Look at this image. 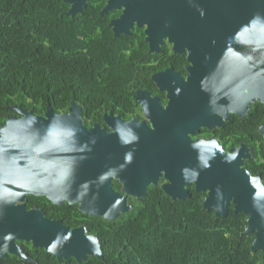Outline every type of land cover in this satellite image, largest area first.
<instances>
[{
  "label": "water",
  "instance_id": "1",
  "mask_svg": "<svg viewBox=\"0 0 264 264\" xmlns=\"http://www.w3.org/2000/svg\"><path fill=\"white\" fill-rule=\"evenodd\" d=\"M64 1L70 3L65 14L71 16L80 12L85 2ZM180 1L189 5L178 8L175 5ZM236 1L231 10L222 0H157V14L150 15L156 27L150 31L157 39L166 36L169 40H191L188 48L193 68L184 88L205 98L208 91L212 94L213 90L228 87L225 96L231 100L237 97L241 113L245 114L250 103H264V0ZM198 7L205 10L203 19ZM257 13L259 18L253 19ZM173 28L182 37L175 35ZM182 98L185 103L187 98ZM15 108L21 117H11L0 127V258L13 254L36 262L17 242L21 240L58 258L74 257L80 262L90 255L101 259L98 236L89 233L84 225L70 227L61 219L44 216L38 208L27 209L23 201L28 192L40 186L32 183L33 178L40 176L44 182H38L43 187L37 192L45 194L52 203H76L84 214L107 220L118 218L129 210L128 191L125 189L124 196L114 192L110 186L112 176L124 178L129 186L144 178L138 165L125 162L128 148L123 141L134 134L127 132L122 134L123 139H114L99 123L86 125L81 106L73 100L62 112L47 104L43 115H35L33 109L21 105ZM134 128L142 132V139H156L159 135L147 127ZM258 129L264 138V120ZM243 148L244 156L247 153ZM206 158L212 167L208 168V175L200 177L209 187L203 207L225 216L232 202L235 212L247 213L242 234H255L250 248L252 252H262L264 264V187L243 167L234 150L224 160ZM33 168L43 175L32 173ZM184 196L187 194L171 191L172 198ZM66 236L69 239L65 240Z\"/></svg>",
  "mask_w": 264,
  "mask_h": 264
},
{
  "label": "trees",
  "instance_id": "2",
  "mask_svg": "<svg viewBox=\"0 0 264 264\" xmlns=\"http://www.w3.org/2000/svg\"><path fill=\"white\" fill-rule=\"evenodd\" d=\"M67 7L63 0H0V107L21 103L42 113L49 104L62 112L73 100L91 125L114 98L133 96L143 82L137 73L147 75L149 60L133 62L111 42L104 45L86 29L89 16L80 22V14H62ZM49 213L69 226L85 222L98 236L102 258L78 262L26 243L36 262L8 254L0 264H262V252L250 248L253 234H241L245 215L232 205L222 216L204 209L199 198L172 201L154 194L112 220L51 203Z\"/></svg>",
  "mask_w": 264,
  "mask_h": 264
},
{
  "label": "flooded vegetation",
  "instance_id": "3",
  "mask_svg": "<svg viewBox=\"0 0 264 264\" xmlns=\"http://www.w3.org/2000/svg\"><path fill=\"white\" fill-rule=\"evenodd\" d=\"M222 1L225 6H230L231 10L237 4L236 0ZM64 2L68 7L62 14L67 15L65 12L71 6L69 2ZM157 3V0H85L82 10L73 15L80 14V22H84L85 16H89L91 24L86 29L95 32L104 45L111 42L115 47L122 49L128 58L133 57V62L142 63L146 59L149 60L148 68L145 67L146 71H143L147 75L144 77L137 73L138 80L143 77V82L138 81L133 96L114 98L107 110L103 111L101 119L91 124L99 123L114 139H123L122 134L127 132L140 137L139 143L136 141L127 143V148L128 151L135 149L131 165L133 167L138 165L144 178L137 185L129 186L124 178L112 176L110 183L112 190L124 196L127 189L128 211L145 205L146 200L154 194L165 195L172 201L199 198L203 207L202 201L208 194L209 187L200 177L208 175V168L203 167L198 157L213 156L224 160L230 150L237 153V159L243 161V167L250 175L257 177L258 182L264 187V138L258 129L264 120V103L256 100L250 103L246 113L242 114L240 100L237 97L231 100L225 96L230 90L228 87H222L220 91L213 90L212 94L208 91L205 98L196 92L194 95L191 90L184 88L193 68L188 48L191 40H169L166 36L157 39L156 34L151 33L150 28H155L156 24L150 15L154 17L157 14L154 12ZM187 4L180 1L175 6L179 8ZM173 30L175 35L182 37L176 28ZM172 84L182 86L179 96L176 95L177 88L171 87ZM181 95L187 98L185 103ZM145 100L148 101L147 112L143 103ZM77 104L82 110V105ZM17 105L28 110L33 109L21 103L4 104L0 107V127L11 117H21L22 114L15 108ZM253 109L260 114L259 117L254 115ZM43 113L44 111L36 113L33 109L35 115ZM104 114L106 120L103 119ZM137 125H140L139 129L143 127L153 129L159 135L156 139H142V132L134 128ZM190 144H194L195 147H190ZM242 148L247 155H242ZM193 172L198 173L195 179L192 176ZM32 173L43 175L34 168ZM39 181L44 182V178L38 176L32 179L34 185L40 186L26 194L23 203L27 209L38 208L44 216L51 217L50 203L53 206L67 205L77 208L76 203H52L45 194L37 192L43 187ZM171 191L175 194L186 193L187 196L172 198ZM230 205L233 207L232 202L228 204V208ZM62 208L63 214H67L65 208ZM60 210L55 209L56 213ZM237 212L245 215L246 226L248 214L243 211ZM51 218L61 219L63 222L61 215ZM79 225L87 228L85 222L70 227ZM249 234L255 237L253 232ZM17 242L24 250L26 243L31 244L21 240Z\"/></svg>",
  "mask_w": 264,
  "mask_h": 264
},
{
  "label": "clouds",
  "instance_id": "4",
  "mask_svg": "<svg viewBox=\"0 0 264 264\" xmlns=\"http://www.w3.org/2000/svg\"><path fill=\"white\" fill-rule=\"evenodd\" d=\"M197 10L199 11L200 18L203 19L205 17V10L203 8H201V7H198ZM258 18H259V13H257V15L255 17H253V19H258ZM214 43H215V41H213V44ZM180 92H181V89L177 88L176 89V95L179 96ZM143 103L145 104V111L147 112L148 111V107H147L148 101L145 100V101H143ZM137 127H140V125H137ZM139 140H140L139 135H133V136L130 137L129 140L123 141V143L127 144V143H131L132 141H136L137 143H139ZM190 147H195V145L194 144H190ZM134 151H135V149L130 150V151L125 153V162H126V164L133 163V153H134ZM198 159L202 161V164H203L204 168H211L212 167V165L208 162L209 158L198 157ZM232 159H235V157L233 156ZM192 176L195 179L196 177H198V173L193 172ZM18 195H23V193H20ZM69 236H70V234H69ZM69 236H66L65 240L69 239ZM53 247H54V245H53ZM49 251H51V249H49Z\"/></svg>",
  "mask_w": 264,
  "mask_h": 264
},
{
  "label": "bare ground",
  "instance_id": "5",
  "mask_svg": "<svg viewBox=\"0 0 264 264\" xmlns=\"http://www.w3.org/2000/svg\"><path fill=\"white\" fill-rule=\"evenodd\" d=\"M25 242H27V241H25ZM29 242V241H28ZM31 243V242H30ZM32 244V243H31ZM33 246V245H32Z\"/></svg>",
  "mask_w": 264,
  "mask_h": 264
}]
</instances>
